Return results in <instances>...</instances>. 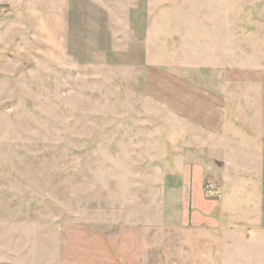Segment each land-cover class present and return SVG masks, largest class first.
I'll list each match as a JSON object with an SVG mask.
<instances>
[{"label": "rangeland", "instance_id": "1", "mask_svg": "<svg viewBox=\"0 0 264 264\" xmlns=\"http://www.w3.org/2000/svg\"><path fill=\"white\" fill-rule=\"evenodd\" d=\"M258 1L0 0V257L58 249L67 230L70 251L119 234L137 264L244 263L222 228L192 225L247 194L244 175L164 102L248 66ZM196 164L213 208L194 207Z\"/></svg>", "mask_w": 264, "mask_h": 264}, {"label": "crops", "instance_id": "2", "mask_svg": "<svg viewBox=\"0 0 264 264\" xmlns=\"http://www.w3.org/2000/svg\"><path fill=\"white\" fill-rule=\"evenodd\" d=\"M258 3L264 6V0ZM261 11L264 13V7ZM262 17L256 22L255 35L249 39L256 48L242 51V54L252 55L248 58V66L237 64L226 68L224 83L218 90L213 88L205 92L177 85L170 87L175 98L167 96L163 101L172 112L208 134L211 152L227 158L225 172L244 175L240 185L249 195H228L219 199V212L209 213V217L193 212L192 225L222 228L227 238L225 243L230 246L228 251H239L238 258L245 264H249L245 259L252 253L257 256V264H264V15ZM186 91L191 95L187 96ZM193 166L190 172L196 196L195 199L193 195L194 207L199 210L203 204L213 208L212 202L201 203L198 196L205 166ZM186 170L184 166L182 171ZM183 178L184 183L190 179L185 172ZM249 188L256 191L253 193ZM235 204L241 206L239 216L233 208ZM249 212H255L256 216H250ZM65 232L61 234L62 244L58 249L57 245L48 243L47 249H35L28 255L2 254L0 264H137L136 247L129 244L122 247L119 234L105 239L87 231L81 234L85 237L81 239L82 249L70 251L68 235L71 233ZM231 260L233 262L234 259Z\"/></svg>", "mask_w": 264, "mask_h": 264}]
</instances>
